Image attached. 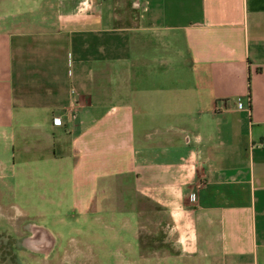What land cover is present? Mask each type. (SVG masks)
Returning <instances> with one entry per match:
<instances>
[{"label":"crops","instance_id":"1","mask_svg":"<svg viewBox=\"0 0 264 264\" xmlns=\"http://www.w3.org/2000/svg\"><path fill=\"white\" fill-rule=\"evenodd\" d=\"M18 176L142 264H264V0H0V253L47 252Z\"/></svg>","mask_w":264,"mask_h":264},{"label":"rangeland","instance_id":"2","mask_svg":"<svg viewBox=\"0 0 264 264\" xmlns=\"http://www.w3.org/2000/svg\"><path fill=\"white\" fill-rule=\"evenodd\" d=\"M21 177L18 176V183L22 186L16 196H12L16 202V210L11 206L10 211L11 214L16 213L18 233H24L22 230L27 229L30 224L43 225L53 232L55 242L47 252L30 249L20 252L19 241L16 249L12 243L7 242L6 253H0L1 264H142L139 255L140 243L134 233L132 230H126L121 224H117L112 231L106 224L113 221L108 212L102 211V219L97 222L92 214L85 217L74 208L71 194L66 195L65 199L55 191L41 195L40 188L28 192L23 185L24 176ZM128 214L135 222V212L130 209ZM3 215L2 212L0 246L1 241L5 239L3 236L8 233L7 223H4L8 218L6 216L4 220ZM26 225L27 227L23 228ZM117 235L120 237H116ZM6 239L10 240L8 237Z\"/></svg>","mask_w":264,"mask_h":264},{"label":"built area","instance_id":"3","mask_svg":"<svg viewBox=\"0 0 264 264\" xmlns=\"http://www.w3.org/2000/svg\"><path fill=\"white\" fill-rule=\"evenodd\" d=\"M239 106L241 107V106H242V104L240 103V104H239ZM56 122H57V120H56ZM58 123H60V121H58Z\"/></svg>","mask_w":264,"mask_h":264}]
</instances>
